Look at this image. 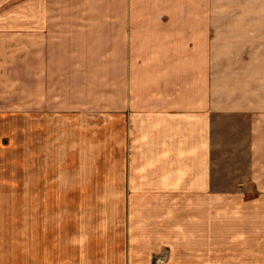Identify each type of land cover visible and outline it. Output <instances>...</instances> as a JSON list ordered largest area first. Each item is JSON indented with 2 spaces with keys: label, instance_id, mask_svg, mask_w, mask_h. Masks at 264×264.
Listing matches in <instances>:
<instances>
[{
  "label": "crops",
  "instance_id": "0c3cea01",
  "mask_svg": "<svg viewBox=\"0 0 264 264\" xmlns=\"http://www.w3.org/2000/svg\"><path fill=\"white\" fill-rule=\"evenodd\" d=\"M23 115L0 264H264V0H0Z\"/></svg>",
  "mask_w": 264,
  "mask_h": 264
},
{
  "label": "rangeland",
  "instance_id": "374dc122",
  "mask_svg": "<svg viewBox=\"0 0 264 264\" xmlns=\"http://www.w3.org/2000/svg\"><path fill=\"white\" fill-rule=\"evenodd\" d=\"M18 42L21 44L20 54L22 59H27V37H18ZM23 60L21 63V85H20V97L21 107L28 108V82H27V62ZM11 102V101H3ZM7 118V117H6ZM17 119L10 118V123L15 122ZM27 115L20 117L21 130L18 133L17 130L12 128L4 129L3 124L0 122V172H15L20 174L21 177H25L29 171V149H28V128H27ZM59 170V164H54V171ZM22 183L23 179L20 180ZM27 182V181H25ZM23 186V185H22ZM26 187V186H23Z\"/></svg>",
  "mask_w": 264,
  "mask_h": 264
},
{
  "label": "built area",
  "instance_id": "2783aa9c",
  "mask_svg": "<svg viewBox=\"0 0 264 264\" xmlns=\"http://www.w3.org/2000/svg\"><path fill=\"white\" fill-rule=\"evenodd\" d=\"M162 261H163V258L162 257H160V258H158V259L155 260L156 263H161Z\"/></svg>",
  "mask_w": 264,
  "mask_h": 264
}]
</instances>
